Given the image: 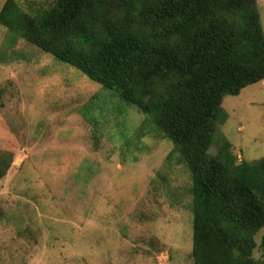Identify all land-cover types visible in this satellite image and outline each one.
<instances>
[{"label": "rangeland", "instance_id": "374dc122", "mask_svg": "<svg viewBox=\"0 0 264 264\" xmlns=\"http://www.w3.org/2000/svg\"><path fill=\"white\" fill-rule=\"evenodd\" d=\"M222 107L211 151L225 138L263 158L264 81ZM172 150L148 115L0 24V264H195L192 176Z\"/></svg>", "mask_w": 264, "mask_h": 264}, {"label": "trees", "instance_id": "16d2710c", "mask_svg": "<svg viewBox=\"0 0 264 264\" xmlns=\"http://www.w3.org/2000/svg\"><path fill=\"white\" fill-rule=\"evenodd\" d=\"M258 0H6L0 24L148 115L192 176L195 264H260L264 157L239 161L222 102L264 81ZM172 150L169 155H173ZM264 256V239L262 241Z\"/></svg>", "mask_w": 264, "mask_h": 264}]
</instances>
